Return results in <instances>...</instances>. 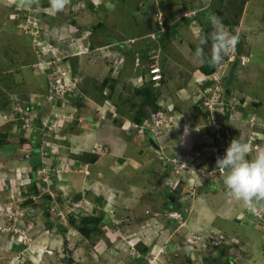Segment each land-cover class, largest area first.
<instances>
[{
  "label": "crops",
  "instance_id": "0c3cea01",
  "mask_svg": "<svg viewBox=\"0 0 264 264\" xmlns=\"http://www.w3.org/2000/svg\"><path fill=\"white\" fill-rule=\"evenodd\" d=\"M12 2H14L18 8L21 7L24 11L11 13V10H6L4 15L7 20L4 24L14 22L18 32L20 31L18 28L20 23L32 22V19H35V16L32 15L38 14L40 17H42L41 15L43 14L45 17L47 15L50 17V14L55 15V12H52L51 8H49V10L51 9L50 12L47 13V11L44 10L45 7H38L40 2L36 3L35 0H33L32 3L22 2V0H15ZM250 5L251 0L247 1L239 23L241 25L240 28L243 27L246 32L247 30L251 31L252 29H255L253 28V24L248 23L249 21H247V17L245 16L247 12L246 8ZM2 6L4 5L0 2V19H4L1 10ZM35 10L39 13H35ZM7 12H9L8 17L6 14ZM32 12L35 14H32ZM52 18L54 19V17ZM41 20L43 21V17ZM183 20L184 19L181 21ZM70 23L71 22L67 25L70 26ZM201 23L204 24L205 22L203 21ZM73 24L74 21H72V25ZM182 24L181 25L185 30V26L190 24V22L183 21ZM86 26L90 29L93 28L90 27V25ZM73 27L75 29V26ZM87 27H83L82 25V28L80 29L83 31L88 29ZM104 29L105 27L103 26L102 29L98 28V31ZM2 30L3 29L0 28V32ZM93 31L95 32V30ZM179 31V35L177 32V35H175L170 42H166L162 45L163 49L164 47L167 49L168 44H171L173 53L175 50L177 51L176 48H178L179 43L178 39L182 32L181 28ZM23 32L28 34L24 30ZM184 33L186 34V31ZM195 40L196 38L194 35H189V37H187L188 42L186 43L185 41L181 44L183 48L182 53L184 52L187 54L189 51L191 52V44L188 43L191 41L196 42ZM246 41L247 42L244 44L241 43L239 48L240 52L249 58V62L244 67H241L238 64H235L232 67L233 71L229 76L232 87L229 88L226 86L230 92L231 98H237L240 103L236 111H233L234 116L231 117L232 119L228 117L227 121H224L226 118L220 119L219 121L221 122L223 120L222 126L226 128L225 137L228 139V145L231 140L235 138L245 142V138L247 137L246 130L249 131L250 134V131H252L250 130L251 128L259 132L261 138H264V95L253 92L254 83L260 73H255V69L250 60V57L252 56L250 50L254 48L257 51L258 49L264 48V44H258L249 39ZM102 42L105 41L102 40ZM113 42L116 43L115 41ZM109 43L108 40L106 44ZM135 48L136 47H134V49ZM134 49L130 50L135 54L136 51ZM209 50L210 47L207 49L208 53H210ZM15 51L18 52L16 49ZM33 52L35 53L34 50ZM257 55H259L260 63L264 61V54ZM6 56L7 57H3V61L7 65L14 66V64L17 63L12 55L9 56L6 54ZM76 56L77 55H74V57ZM144 58L146 57L143 55L142 59L145 60ZM129 60L130 58L128 57L125 66ZM132 60L135 64L139 63L136 61L135 56ZM137 60H139V58H137ZM33 61L34 63L32 62V64L28 65H33L34 69L36 68L34 65L37 64L39 66L40 63L36 54ZM23 63H26V61ZM142 63H139L138 66ZM76 66L79 68L77 63ZM161 67L165 75L163 65H161ZM199 67L195 70L198 71V74L201 72V68L199 69ZM123 69L124 68L122 67V70ZM77 71L78 74L86 77V74L90 69L83 68L78 69ZM34 72L35 74H39L36 72V69H34ZM194 72H191V74ZM76 73L75 76H78ZM233 73L236 77H232ZM145 74L135 73V76L129 81L134 84L139 82L140 79L144 81ZM191 78L193 79L194 77L191 76ZM20 79H22V76H19L15 81L0 80V82L6 86L2 87L4 89H0V94L2 95V98H0V223L4 222L3 219L6 218V213L5 215H2L4 214L2 208L8 209L14 206L12 210H15V208H17V210L22 209V211H25L28 214L24 220L20 221L19 225L22 224V226L27 229V233L32 240H36V242L43 247H47L48 249L54 248L57 250L60 243H62V246L65 244L69 245L72 240H77V243L81 244L82 239H80V236L83 237V243L88 239L79 233L74 236L72 234V228H69L70 226H68V228L71 230L67 231L66 227H61L60 225L57 226L56 223L55 225L51 224L49 227V231H51L50 235H53V233L56 235L55 238L53 237V239H51L50 235H45L47 231L43 232L44 228H46L44 225L45 222L42 220L41 224L38 225V223L41 222L45 212L44 205L47 204V202H50V206L53 203L58 206V202H60L62 205L60 209H67L77 202H83L87 203L89 206L92 205L91 208L94 216H97L100 213L103 214V223L101 226L102 237L100 236L101 233L93 236L95 247L92 246V248H90L91 250L88 252L90 255H84L86 256L84 260L88 259L85 261L87 264H89V260L92 261V259L94 262L93 264H171V258L176 251L178 243L185 244L186 241L191 247L194 246L192 241L187 238V235L186 237H182L183 241L181 242L179 240L177 243L176 239L175 241L172 240V236H174L177 231L174 232V226L176 223L174 222V219L171 218L170 213L174 212L175 209H173V205L168 201V197L173 193L175 195H180V191L172 190L170 187L171 181H169L168 187L165 185L166 180L170 179L173 174V167L170 164L171 161L163 160L162 157H168L171 159L173 157L186 158L187 162L190 163V156L195 153H204V156H207V160H210V163L213 164V168H215L217 157L214 156L215 158L213 157V159H211L212 156L210 155H213L214 152V146H211V144H216L217 146L218 142L216 140V143H212L216 138L214 135V132L216 133V131L214 130V127L207 124V122L201 117V115L207 117V113H193L192 110H187L183 113L177 112L174 107L175 100L174 102H171L172 106L171 103L166 106L165 102L168 101L164 99L162 101L163 106L162 108L160 107L161 109L158 110V113L165 117L164 119H167V126L163 129V132L165 133H163L162 137L157 140L151 130L147 129L145 140L142 139L143 137H138L139 133L135 130H132L130 133V129L123 131L124 129L122 130L118 127H113L114 124L110 121H114V118L112 117L111 119L110 114L108 118L109 121L107 122L108 126H105L106 122H103L101 118L99 119V115L95 111L96 104L99 103V101L102 103L101 100L96 102V97H94L93 93L90 94L89 92H83L81 96L83 95L85 101L83 102L82 99L79 102V105H81L82 114L87 116L86 122L78 123L72 121V123L68 125L70 126V130H64L61 133V138L58 140V143L56 142L54 148H57L59 151L60 147L62 152L64 151L62 155L66 157L60 158L59 156H55L54 159H52V166H54L53 169L55 168V173L50 176L48 185L44 184L43 186H40L37 185V181L36 183H33L34 177L37 179L39 178L37 171L42 166L40 159L41 156L38 149L34 148L33 145L36 143V137H38V135L34 134L33 137L29 139V133L25 134V131L22 134L15 133L13 131V126L16 124L14 123L16 122L14 115L13 118L11 116L12 121L14 119V122H11V120L7 122L8 117L4 112L8 106L13 110L14 96L17 94H35L47 91L48 79L46 77L45 85L38 84L37 89L27 92L14 87L13 84L20 82ZM179 79H182V77H179ZM179 79H177V81L185 82V78L183 81H180ZM164 81L166 82L165 78ZM165 82L162 85L165 86L167 83ZM192 83L193 81L188 79L185 86H179L180 88H175L170 93H168L169 89L162 90L163 92L168 93V95H175L177 93L183 94V92H186L184 94H187V90H189L188 87H190V84ZM6 88H8V91L3 92L2 90H5ZM167 107H171L172 111H166L165 109H167ZM71 109L72 107H66L63 110L61 109V112L64 110L71 112ZM121 114L122 113L120 112V115ZM255 115L257 116L258 121L257 125L252 127L249 119L253 118ZM195 117H200L205 123L199 124L201 122L195 120ZM115 118L119 119V117L116 116ZM125 121H128V119ZM133 123L135 124L138 122L134 121ZM199 126L201 127V132L197 129ZM128 127H130V124ZM104 128L107 130L105 131ZM140 138L142 141L139 140ZM149 139L152 141H149ZM262 142H258V144L261 146L263 144ZM38 143L40 142L38 141ZM103 148L104 150L102 151L101 149ZM49 149L51 150V148ZM254 153L255 152L251 153L250 157L251 155H254ZM84 154H88L86 159L82 158ZM94 157L95 160H92ZM185 171L188 170H184V172ZM189 177H191L190 173L185 172L184 179L186 178V180H188L184 186L189 187L190 189L193 188L194 192L191 196V199L193 200L190 205L182 204V207L179 210L184 214L185 219L187 220V227H185V230L181 229V232L189 229H211L214 227L213 221L215 218H219L225 222L236 220L243 226V231L246 230V224H249V226H247L249 227L250 233L257 232L256 235L259 236H255L254 238L251 236V243L255 244V247L247 248V255L242 256L240 253L238 254V257H240V259H245L243 264H260L264 261V205L258 207L259 209H263V216L259 217L251 213L248 208L246 209L242 202L230 200L227 196L226 188L223 193H221L223 194V197L221 198V194L218 193L219 189L216 186L217 183L223 185L221 179L220 182L211 180L209 183L203 184L201 180L197 183L193 177L190 179ZM46 186H50L51 188H48L47 191H45L44 188ZM208 192H211L209 193L211 197L207 196ZM219 194L220 198L218 202L214 203V213H217V215L213 217L214 209L211 213L209 207L213 204L212 201L214 200V197ZM49 196L50 199L48 198ZM188 206H194V210L189 209ZM44 215L47 216L46 213ZM3 224L0 225V264H6L10 260L12 261V259L18 256L20 251L26 249L23 245L21 234L19 233V237H16L13 233H9L11 232L9 231L11 226ZM252 230L254 231L252 232ZM32 234L33 237L31 236ZM68 234H70V236ZM69 237H72L73 239H70ZM122 242L125 246L129 243L128 245L132 246V248L134 247L136 251L135 256L128 253L132 255L130 256L126 254V251L120 249L119 244ZM253 244L250 245L252 246ZM59 251L60 250L58 249V256ZM64 253L68 254V251L64 250ZM155 255H157V258L160 259L161 263L156 260ZM197 256L200 257L199 251ZM26 262L25 259V263ZM71 262L74 261H70L69 264H71ZM61 263L62 262L59 264ZM194 263L195 262H192V264ZM233 264H235V261Z\"/></svg>",
  "mask_w": 264,
  "mask_h": 264
},
{
  "label": "rangeland",
  "instance_id": "374dc122",
  "mask_svg": "<svg viewBox=\"0 0 264 264\" xmlns=\"http://www.w3.org/2000/svg\"><path fill=\"white\" fill-rule=\"evenodd\" d=\"M15 0H0V2L3 3L4 6L1 7L2 10V16H4V19H0V28L3 30L0 32V80H14L17 79L19 76H22V79H20V82L17 84H13L15 88L24 90V92L35 90L37 89V85H45L46 83V76L44 73L41 74L40 70H36L37 73L35 74L33 65H28L34 63V57L36 54V57L38 58V61L43 63L44 65V71L45 73H50V77H54L55 79H62L60 82L58 81V87L63 86V88L69 87L76 91H79L81 94L83 92L90 94L93 93L95 98V101L101 100L102 103H97L96 105L98 107H102V113L101 120L105 123V126H108V118L110 114V118H114V121H110L112 124H114L113 127H118L120 129H124L123 131H126L127 129H130V133L132 130L137 131L139 133L138 137H143L142 139L146 140L145 134L147 128H141V126L147 122L150 123L151 126H156L151 119V108L149 104H145V91L148 89V92L151 93V96L153 97L155 104H158V110L162 108V101L165 99L168 102H165L164 104L168 106L171 102H174V107L177 112H185L187 110H192L193 113L195 112H201V113H209V117H204L201 115L203 120L207 122V124L214 127L215 139L212 143H216V140L218 142V145L211 144L213 147V157H223L225 154V150L228 147V139H226V128H224L223 120L219 122L220 120H215V115L212 116V114L215 111L222 110L221 107H216L215 105L211 104L209 106H206L207 100L205 95L200 92L198 82L204 83L203 89H205L206 86H208L207 83V76L206 72L202 71L199 72L195 71L196 68H198L200 65H203V61L196 58L195 55V48L197 49L200 45V38L204 36V26L201 23V20L203 19V16H198V13L203 10L204 7H207L211 5L210 3H213L215 6L222 7V10L228 11V14L230 18L233 20L236 19V17H241L242 13L245 10V6L243 8L242 13H240L241 6L236 3V0H70L69 5L61 12L54 11L49 3V0H40V5L38 7H45V11L55 12V15L50 14L54 19L50 16H44L43 21L41 20L42 17H40L38 14L32 12V16H35V19H32V23H35L37 26L34 27V37L29 34H25L20 26L19 32L16 28V24L14 22H8L7 24H4V22L7 20L4 15L6 10L10 11L11 13H17L19 11H24L16 4H14ZM17 1V0H16ZM249 1V0H248ZM233 2H235L233 4ZM187 3V4H185ZM247 4V3H246ZM186 5V6H185ZM249 7V8H248ZM9 8V9H7ZM49 8H51L49 10ZM187 8H190V10H187ZM247 12L245 16L247 17V21H249V24H253V28L251 31L247 32L244 30V28H240V24L236 25V33L235 31L228 27L223 26L225 30L229 31L233 35L239 36L240 46L241 43H246L247 39L251 40L252 42L258 43V44H264V0H251V5L247 6ZM186 11H195L196 16L192 18V21H189L190 24H187L185 26V30L181 25V36L178 39V48L177 51L175 50L173 53V48L171 47V44H168L167 49L164 47L162 48V45H164L166 42H170V40L180 33V28H175V26H170L171 21H177L182 20V13ZM7 12V17L9 16ZM60 14V15H58ZM201 14V13H200ZM199 14V15H200ZM241 14V16L239 15ZM31 15V14H29ZM62 15V16H61ZM241 20V18H240ZM72 21H74L72 28L71 26L67 25L69 22L72 24ZM187 21V20H183ZM158 22H164V26H161ZM198 22V23H197ZM157 23L159 25L158 33H157ZM208 23V22H206ZM209 23L212 25L211 21ZM79 24H82L83 27H87L86 25H90V27L86 30L81 31L78 26ZM19 25V24H18ZM33 25V24H31ZM105 27L104 30L98 31L99 29H102V27ZM33 27V26H32ZM156 27V29H155ZM210 27V25L208 26ZM31 28V27H29ZM183 28V29H182ZM234 28V29H235ZM85 29V28H84ZM155 29V30H154ZM168 29V30H167ZM213 29V27H212ZM246 29V28H245ZM92 30V31H91ZM95 30V32L93 31ZM186 31V34L184 33ZM214 31V29H213ZM108 32V34H107ZM167 33L166 36H164ZM81 34V35H80ZM150 34H152V38L150 37ZM187 35V36H186ZM194 35L196 38V42H189L188 44H191L190 49L191 52L188 49V53L185 54L182 53V46L181 44L183 42L187 41V37ZM105 41V42H102ZM115 41L116 43H113L114 47L121 44V46H127V47H139V49L143 50L145 48V44L148 42H151L152 47H156L157 52L153 56H158L159 65H164L165 68V75L163 73L162 69V79L158 85H152V81L149 80L147 75L144 78V81L142 79L139 80V82H136L135 84L133 82H130L131 78L135 76V73L144 74V69H146L147 66V59L143 60L142 55L140 56V52L133 53L130 57L129 62H127V65H123V70L121 67L115 66V61L117 63L119 62L118 59L121 57L118 55V53L115 56V53L112 52L106 44L107 41ZM164 40V41H163ZM35 45H34V43ZM105 43V44H104ZM35 46V47H33ZM184 47V46H183ZM195 47V48H194ZM210 53L204 48V53L206 56L211 55V49L212 46L210 45ZM182 48V49H180ZM18 50L17 51H15ZM35 51V53L33 52ZM38 54H37V52ZM117 51H120L117 49ZM180 51V52H179ZM194 52V54H193ZM233 52V51H232ZM231 52V53H232ZM252 53V56L250 57L251 64L253 65V68L255 69V73L259 72L258 78L256 79V82L254 83L253 92L257 94L264 95V61L260 63L259 55L257 54H264V48L258 49L257 51L253 48L250 50ZM182 53V54H181ZM6 54L9 56H13L14 60L17 62L14 64V66L7 65L3 61V57H7ZM74 55H77L74 57ZM164 55V56H163ZM136 57V61L139 63H142L140 66L139 63H133V58ZM153 56H150V58L153 60L150 63L154 62ZM164 58H163V57ZM167 58H166V57ZM125 57V56H124ZM126 58V57H125ZM139 58V60H137ZM127 59V58H126ZM226 59V57L224 58ZM162 60V61H161ZM227 60V59H226ZM26 63H23L25 62ZM147 61V62H146ZM37 62V61H36ZM45 62H48L50 65H47ZM163 62V63H162ZM76 63L78 64L79 68L76 66ZM262 65V66H261ZM221 66H227L228 64H224ZM225 67V75L224 77L219 81V84L224 85V88L227 90L228 94L225 92V97L228 101L230 96V92L227 89V87L231 88L232 85L229 80V76L232 73V65H230L227 69ZM58 70L60 71H57ZM83 68H89L90 71L87 72L86 77L83 75L78 74V76H75V72L78 69ZM214 68V67H213ZM11 70V71H9ZM195 71V72H194ZM191 72H194L191 74ZM64 75H63V74ZM191 76L194 78L192 79ZM234 73L232 74V77H234ZM49 77V76H48ZM179 77H182V79H179ZM236 77V76H235ZM164 78L166 82L164 81ZM185 78V82H179L183 81ZM191 79L193 81L192 84H190V87L187 94H184L186 92H183V94H175L171 95V91H173L175 88H180L182 86H185L187 83V80ZM163 82V83H162ZM166 83V85H162ZM61 83V84H60ZM144 83H147L142 86ZM206 85V86H205ZM180 86V87H179ZM227 86V87H226ZM2 87H6L3 85L2 82H0V89H4ZM91 87V88H90ZM30 88V89H29ZM209 88V87H208ZM168 90V93L163 92V90ZM162 90V91H161ZM3 92L8 91V88L5 90H2ZM46 92V91H45ZM69 92V91H68ZM47 95V93H45ZM185 97H184V96ZM91 96V95H90ZM92 97V96H91ZM0 98H2V95L0 94ZM83 99L82 96H78L77 98H73L68 104H65L64 107H72L71 111L78 110L79 115L84 116V120L82 123L86 122L87 116L82 114V108L81 105H79V102ZM111 99V100H110ZM65 99L61 100L58 97V103L57 104H64ZM201 100V101H200ZM232 104L231 107L236 111L238 107V99L232 98ZM85 101V98L83 99V102ZM205 103V105L203 103ZM199 105L201 108H197L194 105ZM172 106V103H171ZM161 107V108H160ZM195 107V108H194ZM13 110L10 109V106L6 108V111L4 114L7 115L8 120H11V122H14V119H16L14 123H16L13 126V131L15 133H29V139L33 137L34 134H37L38 137H36V141L41 138V140L44 138V140H48L50 143L59 142L56 138H53L55 133H51V137L46 138L43 136V133H47L48 129H41L35 128V126L27 125L26 120L24 116H21L17 110H15V107H12ZM117 108V109H116ZM164 108V107H163ZM62 107H59L58 112H61ZM63 110V109H62ZM144 110L146 112V117L142 120L141 123H133L137 120V117L139 116L140 112ZM157 110V114L155 119L158 120V125L156 126V131L158 134V139L162 137L163 129L167 126L166 121L167 119H164L165 117L160 116L159 111ZM166 111L171 110V107L165 109ZM54 110L50 109V106H47L46 109L43 111L45 114H49L53 112ZM98 114L99 111L95 110ZM119 111V112H118ZM164 111L165 113H167ZM120 112L122 113L120 115ZM116 113V114H115ZM45 114H41V117L44 118ZM115 114V115H114ZM200 114V113H199ZM14 115V119L12 121ZM12 116V118H11ZM116 117H119V119H116ZM148 116V117H147ZM200 116V115H199ZM234 114L232 115V117ZM127 117V118H126ZM147 118V119H146ZM128 119V121H125ZM146 119V120H145ZM219 119H223L222 115H219ZM195 120H199L203 124L205 122L202 121L200 117H195ZM228 118L224 119V121H227ZM257 122V116H253V118L250 120L251 126H255V121ZM26 121V122H25ZM172 121V120H171ZM18 122V123H17ZM11 124V123H10ZM130 124V127L128 125ZM137 126V127H136ZM122 127V128H121ZM189 127V125H188ZM200 127V126H199ZM197 128L201 132V127ZM65 131L70 130V127L64 129ZM63 130V131H64ZM106 131L107 129L104 128ZM250 130H253L252 128ZM28 131V132H26ZM76 131V130H74ZM152 132V130H151ZM144 133V134H143ZM251 134V131H250ZM102 135V133H101ZM246 140L249 139V131L246 130ZM137 137V138H138ZM139 139L142 141V139ZM263 144L260 146L258 145V149H264V138H262ZM1 141V139H0ZM149 141H152L149 139ZM152 143V142H151ZM154 143V141H153ZM155 144V143H154ZM216 146V147H215ZM46 148V147H45ZM102 151L104 150L101 149ZM67 151V150H66ZM69 151V149H68ZM255 151V152H256ZM64 152V151H63ZM62 150L59 147L58 156L60 158H64L66 156H63ZM88 154H84L82 157L83 159L87 158ZM198 155V156H196ZM191 162L188 163L186 158H165L163 160H169L173 161L170 162L171 166L173 167L172 175L170 179L166 180V184H164L168 187L169 181H171L170 185L173 181L178 180H186L184 179V173L188 172L190 175H195L193 178L195 181L200 182L202 181L203 184L209 183L212 181H218L220 182V179L222 180V176L220 173L217 172L216 167L213 168V164L210 163V160H207V156H204V153H195L194 155L190 156ZM198 157V158H197ZM214 157V158H215ZM66 159V158H65ZM168 163V162H167ZM183 164L188 165V171H183L181 169V166ZM53 162L51 164V169L48 171L49 175H53L55 173V168ZM154 165V164H153ZM179 170V171H178ZM220 171V170H219ZM221 172V171H220ZM190 178V177H189ZM214 179V180H213ZM223 181V180H222ZM214 182V183H216ZM220 183H217L216 186L219 189L218 193H223L225 186L219 185ZM175 190L174 191H180V195L176 194V196L179 198L181 195L184 196V199L186 201L183 202V204L190 205L193 199H191L192 196V190L189 187H182L181 183L177 186V184L174 185ZM48 188H51L50 186H46L44 189L47 191ZM179 189V190H178ZM208 192L207 196L211 197ZM220 194L214 197V200L212 201V205L209 207L211 210V213L213 211V214L215 217L217 213L215 212V206L214 203L218 202L220 198ZM50 197V196H49ZM223 197V194H221V198ZM166 198V197H165ZM50 203V202H49ZM53 203V202H52ZM49 204L46 206L49 208ZM92 206V205H91ZM62 207L61 203L58 202V206L53 203L50 206V212L46 216L43 214V217L41 219V222L38 223L41 224L42 220L46 228H44L43 232H46L45 235H50V225L52 223H56V225H60L61 227H66V230H71L69 228H72V234L74 236L81 234L83 235L78 228L71 225L69 221L64 219L61 216H58V220H55L52 215L56 217L58 210ZM182 207V206H181ZM14 206L11 208L5 209L2 208V212L5 215L6 218L3 219L4 222L1 224H6L8 226H11L9 228V233H13L16 237L21 234L22 241L24 247L26 249L20 251L18 253V256H16L14 259H12L11 263L10 261L6 264H69L70 261L71 264H78V263H84L87 264L84 260L86 258V255H90L88 252L91 250L92 246H94V237L87 238V241H84L83 243V237L80 236V239H82V243H77V240H72L69 245L65 244L62 246V243H60L59 248L56 249H48L47 247H43L42 245L38 244L36 240H32V238L28 235L27 229L22 226V224L19 225L20 221L24 220L28 214L25 211H22V209L15 208V210H12ZM189 209L194 210V206H188ZM39 209V208H38ZM247 209V207H246ZM251 213L255 215V212L252 210H249ZM179 213V212H178ZM188 213V211H187ZM178 218H174V222L176 225L174 226V232L176 234L172 236V240L177 241V243L183 241L182 237L188 234H191L190 236L193 238L192 244H194L193 247H191L188 242L185 241L184 243H178L176 246V251L174 252V255L171 258V264H192V262H195L194 264H211L212 258L217 259L220 257V253H224L221 257L227 256L228 254L234 255L236 254H242V256L247 255L246 251H248L247 248H254L255 244L251 243V236L254 238L257 232L250 233L249 231V224H246V230L243 231V226L236 220H230V221H223L219 218L214 219V227L211 229L208 228L206 230H202L201 228L199 230H193L189 229L186 231H182L181 229L185 230L187 227V221L184 219V214L179 213ZM181 216V217H180ZM5 217V216H4ZM41 218V217H40ZM43 218H47L46 221ZM17 219V220H16ZM16 220V221H15ZM40 220V219H39ZM80 219H78V223ZM3 224V225H4ZM11 224V225H10ZM37 224V223H36ZM248 225V226H247ZM68 226H70L68 228ZM190 226V225H188ZM102 228V227H101ZM47 229V230H46ZM36 230V229H35ZM33 230V231H35ZM213 231H222L223 237L218 236L217 238L214 237ZM254 230H252L253 232ZM57 232V231H56ZM225 232V233H224ZM20 233V234H19ZM194 233H196V237H194ZM42 234V233H41ZM51 236V239L53 237L55 238L56 235ZM71 234V235H72ZM62 235V234H60ZM70 236V234H68ZM33 237V234L31 235ZM102 237V233L100 234ZM70 239L72 237H69ZM19 239V238H18ZM73 239V238H72ZM124 239V238H123ZM258 242V241H256ZM129 244V243H128ZM126 245L122 242L119 244L120 249L126 251V254L131 253L132 255L136 254V251L134 247L130 245ZM227 244L226 246H224ZM250 244H253L252 246ZM261 244V241H260ZM67 245V246H66ZM198 245L200 247H198ZM233 246L235 251L230 249V247ZM95 247V246H94ZM232 248V247H231ZM58 249L59 256H58ZM80 249V250H79ZM99 249V248H98ZM97 249V250H98ZM189 249V250H188ZM64 250L68 251V254L64 253ZM200 253V257L197 256V253ZM78 252V253H77ZM91 252V251H90ZM130 255V254H128ZM130 255V256H132ZM156 260L161 263L160 259L157 258ZM264 256V255H263ZM154 258V257H153ZM221 258V259H222ZM234 258V257H233ZM239 258V259H238ZM235 258L233 261H235V264H243L245 262V259H240V257ZM248 260V258H247ZM59 262V263H58ZM154 262V260H153ZM156 262V261H155ZM4 263V262H2ZM92 261L89 260V264H93ZM157 263V262H156ZM233 264V263H232ZM260 264H264V261H262Z\"/></svg>",
  "mask_w": 264,
  "mask_h": 264
},
{
  "label": "clouds",
  "instance_id": "9594fccd",
  "mask_svg": "<svg viewBox=\"0 0 264 264\" xmlns=\"http://www.w3.org/2000/svg\"><path fill=\"white\" fill-rule=\"evenodd\" d=\"M22 2L32 3L33 0H22ZM35 2L39 3V0H35ZM49 3H50L51 8L54 11L61 12L69 5L70 0H49ZM183 19H189V21H192V18H183ZM209 20L212 22V27L214 29V31L211 33V41H212L211 55L209 57V56H206L204 53L203 45H205L208 41V37L206 36H202L200 38L201 46L197 48L195 55L197 59L214 66V69H213L214 71L216 68V65L221 64L224 58L227 57L232 51L235 50V47L239 42V36L233 35L229 31L225 30L223 27L222 21L219 17L215 15H210ZM21 24L22 23H20L19 25L20 27H21ZM70 26L73 27L72 24ZM150 36L152 37V34H150ZM111 51L114 52L113 50ZM114 53L116 56L117 53L116 52ZM239 54L246 58L245 64H241V63L239 64V66L244 67L245 65L248 64L249 58L246 55L242 54L240 50H239ZM117 56H119V54ZM118 61H119L118 63L117 61H115L114 63L116 66V69L119 66L122 69L123 65H125L126 58L123 57L121 58V60L119 58ZM237 62L238 61H236L235 64ZM235 64H233L232 66H234ZM35 67H36L35 68L36 70H39L37 66ZM149 69H150V65H149ZM213 71L206 74L208 86L205 85L206 87L204 91L207 90L208 87L214 88L216 85V83L209 78V76L213 73ZM44 74L46 75L45 72ZM147 77L149 78V71H148ZM152 85H155V83L152 82ZM198 85H199V89L202 90L204 83L202 84V82L200 83L199 81ZM225 92L228 94L227 90L224 88V85H222V92L220 94H222L225 97ZM202 93L205 95L206 99H208L206 102L210 101V95L207 94L206 91ZM231 99L229 97L228 101L226 102L227 99L224 98L225 101H223V103L222 102L212 103L216 107H221V108L223 107L222 110L215 111L212 114V116L215 115L216 121L220 120L219 115H222L223 118L232 117L233 111L235 110L231 107V104H232ZM208 103L211 104L210 102ZM237 103L239 105L240 102L238 101ZM203 104L205 105V103ZM209 104H207L206 106H209ZM95 110H96V107H95ZM207 114H208L207 117H209L210 114L209 113ZM100 118L101 117L99 116V119ZM251 119H249V122ZM256 125H257V122L255 121V126ZM186 131H187V128H186ZM251 137H255L254 140L252 141L256 145H259L258 142L259 143L262 142L260 133L255 130L251 131V134H249V139L247 142H243L236 138L232 139L230 144L226 148L225 154L223 155V157H217L216 169H217V172L220 173L222 176L223 185L226 188L228 198L230 200L242 202L243 205L247 207L249 210H252V211L257 210V213L255 212V215L262 217L263 209L262 208L259 209L258 207L264 205V149H260L258 151H256V149H252L251 144L248 143ZM155 139L158 140L156 136H155ZM253 152H255L254 155H251L250 157V154ZM56 156H58V154ZM186 168L188 169V165L181 169L184 171L186 170ZM195 175H191L190 178H192ZM180 183H181V186H184L186 181L185 180L173 181L170 187L172 188V190H175L174 185L177 184L178 186ZM191 190H192V195H193V192H194L193 188H191ZM168 201L173 205V209H175L174 212L170 213L171 218L173 219L178 218L179 216L178 214L181 213L179 209L181 208L183 202L186 201V199H184L183 195H181V197L178 198L173 193L172 195L168 197ZM173 214H177V215H173ZM218 236L223 237L224 236L223 232L218 234L217 237ZM247 252L248 251H246V253Z\"/></svg>",
  "mask_w": 264,
  "mask_h": 264
},
{
  "label": "built area",
  "instance_id": "2783aa9c",
  "mask_svg": "<svg viewBox=\"0 0 264 264\" xmlns=\"http://www.w3.org/2000/svg\"><path fill=\"white\" fill-rule=\"evenodd\" d=\"M195 14L196 13L194 11H186L182 13V18H193ZM158 23L161 26H164V22H158ZM36 26L37 25L32 22H26V23L21 24V28L26 33H29L32 36H34L33 30H34V27L36 28ZM238 57H239V53L235 47V50L226 57L227 60L224 59L221 64L216 65L215 70L209 76V78L216 83L214 88H208L207 90H205L207 94L210 95V101L208 102H210L211 104L215 102L223 103V101H225L223 98V95L220 94L222 92V89L221 91H219V89L221 88V84H219V81L224 77L227 71V70L225 71V67L227 66H221V65H224L227 63L229 67L230 65L235 64V62L238 60ZM152 58H154V62L150 64L149 80L154 82L156 85H158L162 79V69L159 65L158 56L157 57L153 56ZM245 62H246V58L243 56H240V63L245 64ZM45 63L47 65H50L48 62H45ZM44 65L43 63L40 62L39 66L37 64L35 66L39 68L41 73H44L45 72ZM57 71H59L58 68H57ZM49 74H51V72L46 74L47 77L49 76L48 77V89L46 92L35 93V94H24V95L17 94L14 96V107H15V110H17L18 108L19 110H17V112L21 116L25 117V120L27 121L25 122L27 125L32 124L31 126H35L36 129L39 127H41V129L43 130L48 129L47 133L45 132L43 133V136H45L46 138H49L51 137V133H55L53 138H56L58 140L61 138V132L64 129L70 127L68 125L72 123V121L82 123L84 120V116L79 115L78 110H75V112L74 111L68 112L66 110H64L63 113L58 112L59 107H62V109L66 108L64 107L65 104H68L73 98H77L78 96H81V93L69 87L63 88L62 85L61 87H58V81L60 82V80L62 79H55V76L50 77L51 75ZM205 91L200 89L201 93ZM45 93H47V95H45ZM58 97L61 100L65 99L64 100L65 103L57 104ZM208 102L207 104H209ZM47 106H50V109L51 110L53 109L54 111L49 114L43 113V111L46 109ZM102 107L103 105L101 107L96 106V110L99 111L98 115L100 117L103 115ZM151 112H152L151 115L153 116L151 121L157 126L158 120L155 119L156 117L155 114H157V112H154V111H151ZM41 114H45L44 115L45 117L42 118ZM156 126H151L150 123L145 122L141 126V128H147V129L152 130V133L158 138V134L157 132H155ZM254 138L255 137H251L248 143L251 144L252 149H258V145L254 144V142L252 141L254 140ZM55 145H56L55 141L53 143H50L47 139L44 140V138L41 141L40 154L42 158V166L37 171V175L39 176V178L37 179V184H39L40 186H43L44 183H46V185L49 184L50 175L48 171L51 169L52 159H54V157L58 154V149L54 148ZM47 146L51 148V150ZM162 159H164V157H162ZM185 166L187 165L183 164L181 168ZM66 210L67 212H64L62 209H59L56 217L61 216L64 219H66L69 213H73L75 217H79L81 215L90 214L92 212L91 206L83 202H77L74 205L68 207ZM254 212L257 213V210H255ZM173 215H177V214H173Z\"/></svg>",
  "mask_w": 264,
  "mask_h": 264
},
{
  "label": "trees",
  "instance_id": "16d2710c",
  "mask_svg": "<svg viewBox=\"0 0 264 264\" xmlns=\"http://www.w3.org/2000/svg\"><path fill=\"white\" fill-rule=\"evenodd\" d=\"M247 1L248 0H236L235 2L236 3H238L240 6H241V9H240V13H242V11H243V8H244V6L246 5V3H247ZM235 2H233V4L235 3ZM185 4H187V3H185ZM211 5H209V6H207V7H204L203 8V10H201L199 13H198V16H199V18H200V16H203V19L201 20V18H200V20H201V22H205L204 24H203V26H204V36H206V37H208V41H207V43L204 45V48H205V52H206V50L209 48V46L211 45L212 46V41H211V33L213 32V29H212V25L209 23V16L210 15H215V16H217V17H219L220 19H221V21H222V24H223V26H228V27H230L231 29H232V31L234 30L235 31V33H236V25L237 24H239L240 23V18L241 17H236V19L235 20H233L232 18H230V16H229V14H228V11H226V10H222V7H220V6H215L213 3H210ZM186 6V5H185ZM187 10H190V8H187ZM195 12V11H194ZM196 13V12H195ZM201 13V14H200ZM200 14V15H199ZM240 16H241V14H239ZM196 16V15H195ZM185 20H187V21H189V19H185ZM182 22L183 21H180V20H177V21H171V23H170V26H175V28H180L181 27V24H182ZM206 22H208V23H206ZM210 25V27H208ZM238 26V25H237ZM236 27V28H235ZM78 28L80 29V28H82V25H79L78 26ZM235 28V29H234ZM158 29H159V25H158V23H157V33H158ZM81 30V29H80ZM168 30V29H167ZM82 31V30H81ZM167 35V33L164 35V36H166ZM151 37V36H150ZM152 38V37H151ZM153 39V38H152ZM110 43L108 44V46H109V48H111V50H113L114 52H116V53H118L121 57H120V60H121V58H123L124 56L126 57V58H130L131 57V55L133 54V52H132V50L134 49V48H130V47H127V46H121V44H119V45H117L116 47H114V45H113V41H112V43H111V41H109ZM239 46H240V41L238 42V44L236 45V49H237V51H238V53H239V50H240V48H239ZM138 48L139 47H136L134 50L137 52V50H138ZM145 48L146 49H143V50H141V49H139V51H140V53H141V55L143 56H145L146 57V59H147V61H148V63H147V66H146V69H144V72L146 73H144L145 74V76L148 74V71H149V65L151 64L150 62L151 61H153L151 58H150V56H153L156 52H157V49H156V47H152L151 46V42H148V43H146L145 44ZM195 48V47H194ZM117 49L118 50H120V51H117ZM130 49H132V50H130ZM195 50H197L196 48H195ZM240 54H239V57H238V62L236 63V64H240ZM124 57V58H125ZM209 57H210V55H209ZM145 59V60H146ZM146 61V62H147ZM162 61V60H161ZM125 63H126V61H125ZM163 63V62H162ZM163 65V64H162ZM163 67H164V65H163ZM214 66H212V65H210V64H208V63H206V62H203V65H201L200 67H199V69L201 68V70L202 71H204V72H206V73H210V72H212L213 71V68ZM165 69V68H164ZM77 72V73H76ZM75 73L78 75V71H76ZM145 84H147V83H144L142 86H147V85H145ZM145 93V99H144V102H145V104H149L150 105V108H151V110L152 111H154V112H157V110H158V104L156 103L155 104V101H154V99H153V97L151 96V93L150 92H148V89L144 92ZM201 101V100H200ZM203 103V102H202ZM195 107H197V108H201L198 104L197 105H194ZM194 107V108H195ZM228 109V108H227ZM146 117V112L144 111V110H142L141 112H140V114H139V116L137 117V120H136V122H139V123H141L142 122V120L144 119ZM38 141L40 142V143H38ZM38 141H36V143H32L33 145H34V148H37L38 149V152H39V154H40V145H41V138L40 139H38ZM33 148V149H34ZM34 150H36V149H34ZM33 150V151H34ZM40 156H41V154H40ZM41 159V163H42V158H40ZM92 160H95V157L94 158H92ZM41 166V165H40ZM36 181H37V178L36 177H34V179H33V183H36ZM44 184H46V183H44ZM35 185V184H34ZM37 185H39V184H37ZM49 199H50V197H48ZM49 204V202H47V204H45L44 206H45V213L48 215L49 214V212H50V206H49V208L48 207H46L47 205ZM64 212H67V210L66 209H62ZM180 210V209H179ZM53 218L54 219H58V217H55L54 215H53ZM78 219H80L79 221V223H78ZM184 219H185V216H184ZM67 220L69 221V223L71 224V225H73V226H75L76 228H78V230L83 234V236H85L86 238H92L93 236H96V234H100L101 232H102V230H101V226H102V223H103V214L102 213H100L99 215H97V216H94L93 215V212H91L90 214H84V215H81V216H79V217H75V215L73 214V213H69L68 214V216H67ZM187 221V220H186ZM53 225H55L54 223H52ZM222 231H213V235H214V237H217V235L218 234H220ZM191 234H188L187 235V238L188 239H190V241H192L193 240V238L190 236ZM194 237H196V233H194ZM227 244H225L224 246H226ZM198 247H200L199 245H198ZM232 247V248H231ZM230 247V249L232 250H234L235 251V249H234V247L233 246H231ZM222 255H224V253H220V257H218L217 259H215V258H212V260H214V261H212L211 262V264H232L234 261V259L235 258H238V254H236V253H234V255H232V254H228L227 256H223L224 258H222L221 256ZM234 257V258H233ZM222 258V259H221ZM239 259V258H238Z\"/></svg>",
  "mask_w": 264,
  "mask_h": 264
},
{
  "label": "water",
  "instance_id": "95a60500",
  "mask_svg": "<svg viewBox=\"0 0 264 264\" xmlns=\"http://www.w3.org/2000/svg\"><path fill=\"white\" fill-rule=\"evenodd\" d=\"M175 206H176V204H175Z\"/></svg>",
  "mask_w": 264,
  "mask_h": 264
}]
</instances>
